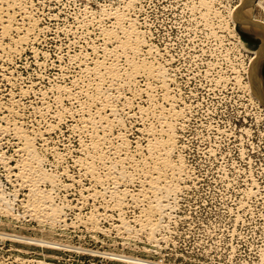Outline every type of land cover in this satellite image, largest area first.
Masks as SVG:
<instances>
[{
	"label": "rangeland",
	"instance_id": "1",
	"mask_svg": "<svg viewBox=\"0 0 264 264\" xmlns=\"http://www.w3.org/2000/svg\"><path fill=\"white\" fill-rule=\"evenodd\" d=\"M242 3L0 0V264H264Z\"/></svg>",
	"mask_w": 264,
	"mask_h": 264
},
{
	"label": "bare ground",
	"instance_id": "2",
	"mask_svg": "<svg viewBox=\"0 0 264 264\" xmlns=\"http://www.w3.org/2000/svg\"><path fill=\"white\" fill-rule=\"evenodd\" d=\"M242 8L240 9V11L238 12V15L236 16L235 20H236V27H238L241 31H248L250 33H252L253 35L255 36H258L259 38H264V31L260 30V29H256V27L252 26L251 23H247L246 22V18H247V11H248V7H247V4H249L247 2V0H242ZM256 2L259 3L260 5V0H257ZM255 4V3H254ZM1 23V22H0ZM5 28V27H4ZM240 33V32H239ZM241 34V33H240ZM116 35V34H115ZM116 37V36H115ZM144 41V40H143ZM123 44V43H122ZM136 52V51H135ZM260 59V58H259ZM264 59V58H263ZM261 60V59H260ZM261 62V61H260ZM260 62H258V66L256 67V72L253 73L255 74L254 78H255V86L258 87L260 89L259 91V94L260 96H262L264 98V89L263 87L260 85V74H259V68H260ZM256 65V64H255ZM151 68V67H150ZM146 69V68H145ZM144 69V70H145ZM149 69V68H148ZM159 76V75H158ZM262 94V95H261ZM2 119V118H1ZM84 121V120H83ZM8 134V133H7ZM29 139V138H28ZM166 140V139H165ZM168 140V139H167ZM28 142V141H27ZM24 143V142H23ZM161 143V142H160ZM28 144V143H27ZM26 144V146H27ZM30 144V143H29ZM31 145V144H30ZM159 145H162V144H159ZM167 145V144H166ZM94 146V145H93ZM168 146V145H167ZM27 148V147H25ZM33 148V147H32ZM32 150V149H31ZM157 150V149H156ZM31 152V151H30ZM27 153V152H26ZM34 153V151H33ZM30 154V153H29ZM169 156V155H168ZM158 159V158H157ZM168 160V159H167ZM120 161V160H119ZM163 161V160H162ZM166 162V161H165ZM2 163V162H1ZM38 163V162H36ZM27 164V162H26ZM161 164V163H160ZM164 164V163H162ZM170 164V163H169ZM28 166V165H27ZM171 166V165H170ZM169 166V167H170ZM28 168V167H27ZM34 168V167H33ZM46 177V176H45ZM155 178V177H154ZM158 179V178H157ZM150 181V180H149ZM161 181V180H160ZM32 182V181H31ZM154 183V182H152ZM36 184V183H35ZM53 185V184H52ZM151 186V185H150ZM168 186V184H167ZM158 188V187H157ZM169 189V188H168ZM33 191V190H32ZM51 202V201H50ZM43 203V202H42ZM52 203V202H51ZM117 205V204H116ZM161 205V204H160ZM50 206V205H49ZM52 212V211H51ZM61 212V211H60ZM37 214V213H36ZM33 215V214H32ZM58 217V216H57ZM90 220V219H89ZM6 224V223H5ZM29 242V241H28ZM46 242V241H45ZM128 262V261H127Z\"/></svg>",
	"mask_w": 264,
	"mask_h": 264
},
{
	"label": "flooded vegetation",
	"instance_id": "3",
	"mask_svg": "<svg viewBox=\"0 0 264 264\" xmlns=\"http://www.w3.org/2000/svg\"><path fill=\"white\" fill-rule=\"evenodd\" d=\"M242 37L248 46L250 43L252 44V43L257 42V47L253 48L249 52V55H247L248 61L251 62V65H252V63H254L258 59L256 55V51L260 47V39L248 31L242 32ZM261 76H262V81H263V86H264V60L262 61V65H261Z\"/></svg>",
	"mask_w": 264,
	"mask_h": 264
},
{
	"label": "built area",
	"instance_id": "4",
	"mask_svg": "<svg viewBox=\"0 0 264 264\" xmlns=\"http://www.w3.org/2000/svg\"><path fill=\"white\" fill-rule=\"evenodd\" d=\"M162 5H163V4H162ZM162 8H163V6H162ZM163 10H166V9L163 8ZM167 12H168V15H171V12H169L168 10H167ZM173 29H177V27H173ZM166 41H169V42L171 43L172 47H176V46H174L175 44H173V43L171 42V38L166 39Z\"/></svg>",
	"mask_w": 264,
	"mask_h": 264
}]
</instances>
